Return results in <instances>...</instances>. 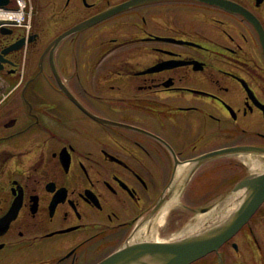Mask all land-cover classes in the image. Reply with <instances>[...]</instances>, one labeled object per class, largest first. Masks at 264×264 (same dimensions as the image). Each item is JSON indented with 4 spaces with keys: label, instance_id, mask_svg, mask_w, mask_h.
I'll list each match as a JSON object with an SVG mask.
<instances>
[{
    "label": "flooded vegetation",
    "instance_id": "1",
    "mask_svg": "<svg viewBox=\"0 0 264 264\" xmlns=\"http://www.w3.org/2000/svg\"><path fill=\"white\" fill-rule=\"evenodd\" d=\"M0 11L19 13L0 19V264L133 258L231 211L236 184L264 172V0ZM188 264H264V201Z\"/></svg>",
    "mask_w": 264,
    "mask_h": 264
},
{
    "label": "water",
    "instance_id": "2",
    "mask_svg": "<svg viewBox=\"0 0 264 264\" xmlns=\"http://www.w3.org/2000/svg\"><path fill=\"white\" fill-rule=\"evenodd\" d=\"M129 5L131 4L117 6L102 15L89 19L84 25H90ZM234 191L242 193L237 199L235 207L222 218H217L203 228L188 233L173 242L130 247L126 252L129 257L133 258L111 256L103 264H188L202 255L217 250L241 229L263 203L264 172L242 179L236 184ZM150 255L159 257L147 258Z\"/></svg>",
    "mask_w": 264,
    "mask_h": 264
},
{
    "label": "bare ground",
    "instance_id": "3",
    "mask_svg": "<svg viewBox=\"0 0 264 264\" xmlns=\"http://www.w3.org/2000/svg\"><path fill=\"white\" fill-rule=\"evenodd\" d=\"M22 7V6H21ZM22 9V8H21ZM21 9L19 8V12L21 11ZM14 16V18H19L18 15L19 13L17 12H11ZM7 13H2L0 11V19H4L6 20V22H9L11 19L6 15ZM255 167V166H254ZM256 168V167H255ZM236 205V202L232 205V209L235 207ZM231 209V210H232ZM231 211H229L230 213ZM228 213V212H227ZM226 213H223V214H216V213H212L211 215L210 214H207V215H198L195 217V219L193 220L192 223L190 224H187L184 228H183V232L182 234L183 235H186L188 233H192L194 231H196L200 225L202 224V222H205V221H214L215 219L217 218H222Z\"/></svg>",
    "mask_w": 264,
    "mask_h": 264
},
{
    "label": "rangeland",
    "instance_id": "4",
    "mask_svg": "<svg viewBox=\"0 0 264 264\" xmlns=\"http://www.w3.org/2000/svg\"><path fill=\"white\" fill-rule=\"evenodd\" d=\"M10 88H6L3 83H0V96H3L7 93Z\"/></svg>",
    "mask_w": 264,
    "mask_h": 264
},
{
    "label": "built area",
    "instance_id": "5",
    "mask_svg": "<svg viewBox=\"0 0 264 264\" xmlns=\"http://www.w3.org/2000/svg\"><path fill=\"white\" fill-rule=\"evenodd\" d=\"M19 4H20V1H19Z\"/></svg>",
    "mask_w": 264,
    "mask_h": 264
}]
</instances>
